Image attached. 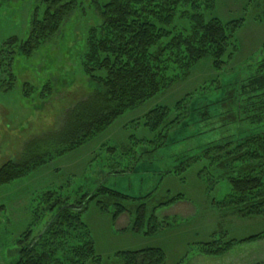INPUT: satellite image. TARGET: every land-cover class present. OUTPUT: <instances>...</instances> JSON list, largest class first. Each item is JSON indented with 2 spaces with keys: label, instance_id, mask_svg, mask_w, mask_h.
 I'll return each instance as SVG.
<instances>
[{
  "label": "rangeland",
  "instance_id": "374dc122",
  "mask_svg": "<svg viewBox=\"0 0 264 264\" xmlns=\"http://www.w3.org/2000/svg\"><path fill=\"white\" fill-rule=\"evenodd\" d=\"M77 8L61 31L33 56L18 55L16 81L0 77V167L24 159L33 140L58 132L71 110L100 85L85 71L89 31L99 23V6L108 0H77ZM264 0H216L209 13L224 21L244 18L220 67L207 57L189 75L135 109L129 110L83 147L38 166L29 175L0 188V264H17L20 238L32 228L35 239L57 210H45L43 194L58 189L74 204L104 184L131 196L135 212L145 203L161 227L153 235L132 230L134 214L113 218L91 201L83 213L99 262L124 264L119 255L151 247L162 248L167 264H264V237L236 244L221 256H208L199 243L228 237L243 239L264 230V216L241 217L225 204L231 191L224 171L210 159L192 160L207 146L264 133V107L242 86L264 70ZM40 0H0V44L12 36L26 39ZM263 68V70H262ZM176 74V73H172ZM157 106L171 108L169 128L151 131L146 114ZM29 144V145H28ZM185 164L181 175L174 171ZM190 164V165H189ZM203 177H201V176ZM183 194L170 204L159 203ZM224 203V204H223ZM226 205V206H225Z\"/></svg>",
  "mask_w": 264,
  "mask_h": 264
},
{
  "label": "trees",
  "instance_id": "16d2710c",
  "mask_svg": "<svg viewBox=\"0 0 264 264\" xmlns=\"http://www.w3.org/2000/svg\"><path fill=\"white\" fill-rule=\"evenodd\" d=\"M40 1L42 8H37L30 20L28 37L12 36L0 44V77L9 76L10 87L16 81L17 56L31 57L51 41L78 5L77 0ZM262 9L260 19L264 20V5ZM215 11L216 0H108L99 6V23L89 31L83 67L100 88L71 110L58 132L28 144L23 160L3 164L0 188L29 175L38 166L83 147L129 110L189 75L207 57L213 59L215 67H220L230 46L234 45L244 18L224 21L219 16L208 17ZM242 92L253 93L251 99L258 97L256 103H262V110L264 70L249 78ZM170 112L168 106H157L146 114L145 124L151 131L169 128L179 119L169 122ZM203 157L210 159L212 168L224 171L229 181L231 191L225 204L241 217L264 216V133L247 136L235 144L228 141L207 146L202 154L191 159L198 161ZM187 167L182 164L171 172L181 175ZM184 197L179 194L159 204L168 205ZM43 198L47 203L45 210L57 212L31 242L26 243L32 228L23 234L17 264L99 262L101 257L83 219L91 201L104 211L114 206V219L126 212L133 213L134 232L153 235L162 225L156 213L149 214L145 203L137 205L134 212L126 204L131 196L104 184L91 194L82 195L74 204H69L58 189L46 191ZM263 237L264 230L243 239L230 238L224 233L220 238L199 243L198 249L208 256H221L236 244ZM119 255L124 264H167L166 253L160 247L123 251Z\"/></svg>",
  "mask_w": 264,
  "mask_h": 264
}]
</instances>
